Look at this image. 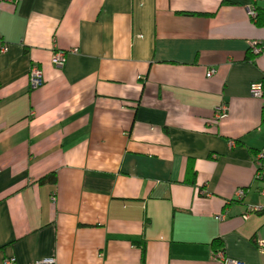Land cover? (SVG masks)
I'll return each instance as SVG.
<instances>
[{
  "label": "crops",
  "instance_id": "0c3cea01",
  "mask_svg": "<svg viewBox=\"0 0 264 264\" xmlns=\"http://www.w3.org/2000/svg\"><path fill=\"white\" fill-rule=\"evenodd\" d=\"M250 10L264 0H0V264H264V211L243 218L264 205Z\"/></svg>",
  "mask_w": 264,
  "mask_h": 264
},
{
  "label": "built area",
  "instance_id": "2783aa9c",
  "mask_svg": "<svg viewBox=\"0 0 264 264\" xmlns=\"http://www.w3.org/2000/svg\"><path fill=\"white\" fill-rule=\"evenodd\" d=\"M249 12L252 17L256 16V13L254 10H250ZM256 47H253L254 52L256 54H261L263 50L260 49L259 47L258 48ZM6 50H7V47H4L2 52L4 53L6 52ZM72 53H77V50L75 49L74 51H72ZM67 54H68L67 52L61 51V50L54 51L52 55V63L54 64V66H56L57 68H63L66 62ZM215 74H216L215 69H209L207 71L206 76L208 78H211ZM29 83H30V87L34 90L44 85L43 72L39 67L32 66L30 73H29ZM250 95L254 99L263 100V105H264V84L261 82L252 83L250 86ZM227 111H228V106L226 104L220 105L216 110L215 120L217 121L225 117L227 114ZM253 165L255 167L254 180L259 185L258 192H259L260 197L264 198V149L255 154L254 159H253ZM244 197H245V191L242 189L238 190L236 193L237 200L241 201ZM52 201L55 203L56 198L55 197L52 198ZM262 211H264V205H249L247 207L246 213L244 214L243 218L247 220L250 218L251 215L261 213ZM226 218H227L226 213L217 215L216 217L218 221H224ZM259 245L264 251V241H261ZM217 255L220 258H222L224 264H243L242 262L237 261V260L225 259L222 252L217 253ZM13 262L14 260L12 259H6L4 261L5 264H13ZM34 264H56V259L55 258L41 259V260L35 261Z\"/></svg>",
  "mask_w": 264,
  "mask_h": 264
},
{
  "label": "trees",
  "instance_id": "16d2710c",
  "mask_svg": "<svg viewBox=\"0 0 264 264\" xmlns=\"http://www.w3.org/2000/svg\"><path fill=\"white\" fill-rule=\"evenodd\" d=\"M255 13H256V16L254 17V21H255V23L258 25V26H264V11L261 13V12H259L258 10H256L255 11ZM263 51H264V49H262ZM249 54H250V56H251V58L252 59H254L255 57H257L258 56V54L257 55H254L252 52H249ZM193 176H194V178H193V180H192V184H195L196 183V179H195V177H196V174L194 173L193 174ZM47 181H49V182H55L56 181V177L52 174V175H50V176H47V177H44L43 179H41L40 180V182H47ZM219 242H221V241H219ZM222 246V245H221ZM219 251V250H218ZM217 250L215 251V252H218Z\"/></svg>",
  "mask_w": 264,
  "mask_h": 264
}]
</instances>
